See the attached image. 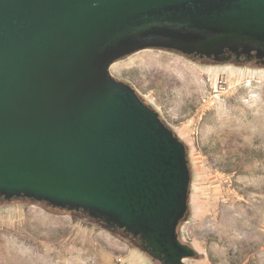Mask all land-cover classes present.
<instances>
[{"label": "water", "instance_id": "obj_1", "mask_svg": "<svg viewBox=\"0 0 264 264\" xmlns=\"http://www.w3.org/2000/svg\"><path fill=\"white\" fill-rule=\"evenodd\" d=\"M148 49L264 66V0H0V200L81 212L184 264L186 148L109 73Z\"/></svg>", "mask_w": 264, "mask_h": 264}, {"label": "rangeland", "instance_id": "obj_2", "mask_svg": "<svg viewBox=\"0 0 264 264\" xmlns=\"http://www.w3.org/2000/svg\"><path fill=\"white\" fill-rule=\"evenodd\" d=\"M186 148L184 264H264V66L148 49L109 68ZM7 264H159L81 212L0 200ZM5 258V259H4ZM0 262V263H1Z\"/></svg>", "mask_w": 264, "mask_h": 264}, {"label": "flooded vegetation", "instance_id": "obj_3", "mask_svg": "<svg viewBox=\"0 0 264 264\" xmlns=\"http://www.w3.org/2000/svg\"><path fill=\"white\" fill-rule=\"evenodd\" d=\"M231 61H235L236 63H251V62H254V64H256V65H261L260 64V60H258L254 55L249 57V58H246L244 56L236 58L234 55H232L230 60H229V62H231Z\"/></svg>", "mask_w": 264, "mask_h": 264}, {"label": "trees", "instance_id": "obj_4", "mask_svg": "<svg viewBox=\"0 0 264 264\" xmlns=\"http://www.w3.org/2000/svg\"><path fill=\"white\" fill-rule=\"evenodd\" d=\"M110 230H117V229H110ZM117 231L122 232V233H123V236H124L126 239L130 240V241L132 242V244H133L135 247L139 248V240H138V239H133V238H131L130 236H128L126 233H124V232L121 231V230H117Z\"/></svg>", "mask_w": 264, "mask_h": 264}, {"label": "bare ground", "instance_id": "obj_5", "mask_svg": "<svg viewBox=\"0 0 264 264\" xmlns=\"http://www.w3.org/2000/svg\"><path fill=\"white\" fill-rule=\"evenodd\" d=\"M1 259V258H0ZM5 259V258H4ZM1 262V261H0ZM0 264H7V262H1Z\"/></svg>", "mask_w": 264, "mask_h": 264}]
</instances>
